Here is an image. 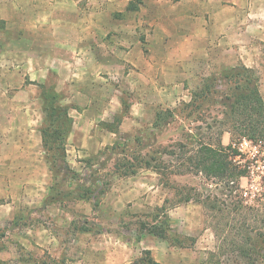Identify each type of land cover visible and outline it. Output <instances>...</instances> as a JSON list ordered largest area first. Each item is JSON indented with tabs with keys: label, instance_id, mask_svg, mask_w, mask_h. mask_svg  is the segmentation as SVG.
<instances>
[{
	"label": "rangeland",
	"instance_id": "374dc122",
	"mask_svg": "<svg viewBox=\"0 0 264 264\" xmlns=\"http://www.w3.org/2000/svg\"><path fill=\"white\" fill-rule=\"evenodd\" d=\"M143 7L142 0H130L120 19ZM252 12L250 24L238 20L239 45L245 41L247 50L207 51L188 66L191 61L178 59L181 36L176 33L167 37L175 45L159 54L171 53L182 66L103 64L90 79L67 85L51 77L45 89L62 96L60 103L73 120L66 144L70 171L50 170L42 142L18 147L29 150L14 163L31 170L24 173V187L44 189V194L41 201L37 194L26 195L29 201L0 226V264H131L143 250L164 264H204L210 253L220 264H264V140L257 143L256 158L231 159V168L244 174L238 179L181 169L182 144L189 156L201 142L229 146L235 138L223 131L233 125L229 104L237 72L250 70L260 92L264 86V19L256 17L263 12L256 7ZM246 24L250 27L242 31ZM140 37L145 41V31ZM143 53L155 54L145 46ZM0 103L1 127L9 121L45 125V114L34 105L11 118L10 106ZM161 110H171L174 118L155 129ZM13 150L0 146L1 155ZM130 167L136 172L128 173ZM86 192L93 198L79 197ZM151 228L165 237L153 235Z\"/></svg>",
	"mask_w": 264,
	"mask_h": 264
},
{
	"label": "crops",
	"instance_id": "0c3cea01",
	"mask_svg": "<svg viewBox=\"0 0 264 264\" xmlns=\"http://www.w3.org/2000/svg\"><path fill=\"white\" fill-rule=\"evenodd\" d=\"M142 1L140 13L120 19L130 0H0V101L10 106L6 108L11 111L10 117L30 112L32 105L41 115L42 88L51 77L67 85L90 79L93 69L103 64L157 67L182 66L191 61L188 66H194L199 55H207V51L250 49L249 44H243L245 41L239 45L238 20L250 24L255 7L263 12L256 17L264 19V0ZM214 4L216 8H212ZM248 27L246 24L241 30ZM143 31L145 41L140 37ZM176 33L181 36L177 51L182 64L171 53L165 57L159 54L175 45L167 37ZM144 46L155 54L145 56ZM250 66L255 68L258 63L253 61ZM261 88L264 98V86ZM3 105L0 103V107ZM16 123L9 121L0 126V135L5 132L0 146L15 149L11 155L0 152V226L13 220L15 212L29 201L28 195L37 194L39 198L35 199L41 201L44 194V189L24 187L28 181L24 173L31 170L14 164L15 156L21 159V152L29 154V150L18 147L26 148L34 141L35 145L41 144L42 126L34 121ZM22 159L30 161L27 156Z\"/></svg>",
	"mask_w": 264,
	"mask_h": 264
},
{
	"label": "trees",
	"instance_id": "16d2710c",
	"mask_svg": "<svg viewBox=\"0 0 264 264\" xmlns=\"http://www.w3.org/2000/svg\"><path fill=\"white\" fill-rule=\"evenodd\" d=\"M236 78L234 99H229L232 100L229 106L233 125L230 130H224L223 132L231 133L238 140L237 142L242 138H247L255 143H259V141L264 140V98L258 86V79L246 68L242 69V72H237ZM45 88L43 86L41 94L43 113L45 114V125L41 128L43 147L48 153L51 163L50 170L57 167L59 170L70 171V166L67 163L66 144L72 131L73 120L69 116L68 107L60 103L62 96L57 94L53 89L49 93ZM173 118L174 112L171 110H161L156 114L153 127L161 129L165 125V122L169 123ZM235 138L232 139V143L229 146H223L222 143L213 146L201 142L197 148L192 150V154L189 156L187 155L190 150H186V145L182 144L181 148L184 154L181 156V169L193 167L195 170H202L207 175L215 173L214 175H226L225 177L230 180L238 179L244 174L242 171L231 168V159L238 155V150L233 145ZM135 141L137 144H140L138 138H135ZM115 146L116 148L120 147V142H117ZM115 146L113 150H115ZM57 162L60 164H57ZM144 166L151 168L149 162H145ZM131 167L128 169H132V171L128 173L133 174L136 170ZM79 197L81 199L93 198L91 192H86V194ZM189 198L187 197L185 201L188 202ZM148 231L155 236L165 237V233L159 232V230L151 228ZM131 264L164 263L157 261L150 250H143L141 255L134 259ZM204 264H220V262H217L216 256L213 253H210V258Z\"/></svg>",
	"mask_w": 264,
	"mask_h": 264
},
{
	"label": "built area",
	"instance_id": "2783aa9c",
	"mask_svg": "<svg viewBox=\"0 0 264 264\" xmlns=\"http://www.w3.org/2000/svg\"><path fill=\"white\" fill-rule=\"evenodd\" d=\"M234 148L238 150V155L234 157V161L240 163L242 162L243 158H256L257 153L260 152L259 145L247 138H242L237 144H234Z\"/></svg>",
	"mask_w": 264,
	"mask_h": 264
}]
</instances>
